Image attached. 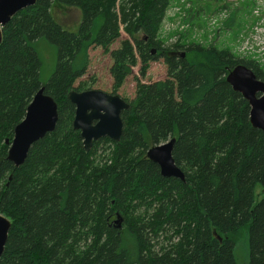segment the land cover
Wrapping results in <instances>:
<instances>
[{
    "label": "trees",
    "instance_id": "trees-1",
    "mask_svg": "<svg viewBox=\"0 0 264 264\" xmlns=\"http://www.w3.org/2000/svg\"><path fill=\"white\" fill-rule=\"evenodd\" d=\"M55 4L81 12L78 32L56 20ZM170 6L171 0H37L3 29L0 214L11 229L0 264H237L244 231L250 264H264V195L256 203L258 186L264 188V133L227 81L244 66L264 82V69L214 44L163 47L159 31ZM122 33L127 38L110 52ZM42 40L57 51L46 84ZM94 48L111 54L113 95L138 65L145 78L150 63L162 59L167 79H136L121 140L101 139L87 152L68 97L93 89L96 78H83ZM42 88L58 105L57 127L16 168L8 160L15 129ZM171 140L184 182L164 178L148 158Z\"/></svg>",
    "mask_w": 264,
    "mask_h": 264
},
{
    "label": "rangeland",
    "instance_id": "rangeland-1",
    "mask_svg": "<svg viewBox=\"0 0 264 264\" xmlns=\"http://www.w3.org/2000/svg\"><path fill=\"white\" fill-rule=\"evenodd\" d=\"M53 14L56 20L70 32H78L81 12L72 7L55 4ZM125 33L110 46L112 52L126 39ZM163 47L196 43L201 46L216 45L229 49L239 58L253 61L264 69V0H171V6L159 31ZM46 40L39 45L42 60V82L48 83L57 65L56 50ZM110 52L102 48L90 51L91 63L83 80L95 77L92 90L112 93L113 79L110 73L112 59ZM183 52V51H182ZM139 66L133 75L119 88L116 95L132 101L136 95L137 81L154 83L167 79V65L162 59L149 65L146 77H142ZM123 119V118H122ZM264 195V188L258 186L256 203ZM237 264H250L249 233L244 231L234 249Z\"/></svg>",
    "mask_w": 264,
    "mask_h": 264
},
{
    "label": "water",
    "instance_id": "water-1",
    "mask_svg": "<svg viewBox=\"0 0 264 264\" xmlns=\"http://www.w3.org/2000/svg\"><path fill=\"white\" fill-rule=\"evenodd\" d=\"M37 0H0V45L3 29L22 10L33 7ZM185 54H183V57ZM235 91L241 93L251 106V122L264 133V82L248 68L239 66L227 77ZM69 101L75 106L74 129L81 132L84 149L89 152L95 142L108 138L119 142L124 131L122 114L130 104L119 95L101 90L70 92ZM59 120L58 105L42 88L29 105L25 119L16 127L8 160L16 168L26 162L32 146L55 131ZM175 140L151 148L148 158L157 164L164 178L185 181V174L173 158ZM119 222V221H117ZM11 222L0 214V258L4 254Z\"/></svg>",
    "mask_w": 264,
    "mask_h": 264
},
{
    "label": "crops",
    "instance_id": "crops-1",
    "mask_svg": "<svg viewBox=\"0 0 264 264\" xmlns=\"http://www.w3.org/2000/svg\"><path fill=\"white\" fill-rule=\"evenodd\" d=\"M138 66H140V65H138Z\"/></svg>",
    "mask_w": 264,
    "mask_h": 264
}]
</instances>
